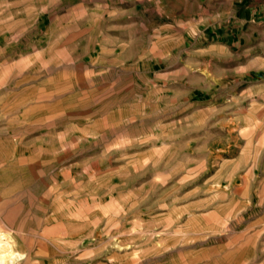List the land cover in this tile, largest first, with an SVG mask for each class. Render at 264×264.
I'll list each match as a JSON object with an SVG mask.
<instances>
[{
	"label": "rangeland",
	"instance_id": "obj_1",
	"mask_svg": "<svg viewBox=\"0 0 264 264\" xmlns=\"http://www.w3.org/2000/svg\"><path fill=\"white\" fill-rule=\"evenodd\" d=\"M0 232L17 264H264V0H0Z\"/></svg>",
	"mask_w": 264,
	"mask_h": 264
},
{
	"label": "bare ground",
	"instance_id": "obj_2",
	"mask_svg": "<svg viewBox=\"0 0 264 264\" xmlns=\"http://www.w3.org/2000/svg\"><path fill=\"white\" fill-rule=\"evenodd\" d=\"M22 257L23 254L13 248L11 237L0 232V264H17Z\"/></svg>",
	"mask_w": 264,
	"mask_h": 264
}]
</instances>
